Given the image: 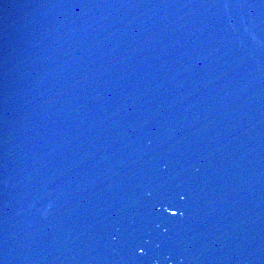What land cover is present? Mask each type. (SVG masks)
Listing matches in <instances>:
<instances>
[{
	"label": "water",
	"instance_id": "water-1",
	"mask_svg": "<svg viewBox=\"0 0 264 264\" xmlns=\"http://www.w3.org/2000/svg\"><path fill=\"white\" fill-rule=\"evenodd\" d=\"M0 264H264V0H0Z\"/></svg>",
	"mask_w": 264,
	"mask_h": 264
}]
</instances>
